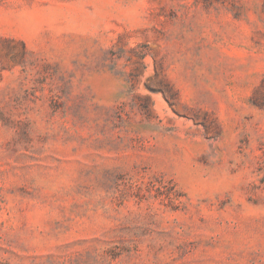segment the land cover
I'll return each instance as SVG.
<instances>
[{
  "label": "rangeland",
  "instance_id": "374dc122",
  "mask_svg": "<svg viewBox=\"0 0 264 264\" xmlns=\"http://www.w3.org/2000/svg\"><path fill=\"white\" fill-rule=\"evenodd\" d=\"M0 264H264V0H0Z\"/></svg>",
  "mask_w": 264,
  "mask_h": 264
}]
</instances>
